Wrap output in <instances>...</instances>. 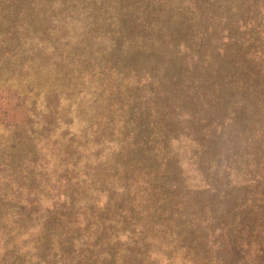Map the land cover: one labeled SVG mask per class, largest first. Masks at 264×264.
<instances>
[{
  "label": "rangeland",
  "instance_id": "1",
  "mask_svg": "<svg viewBox=\"0 0 264 264\" xmlns=\"http://www.w3.org/2000/svg\"><path fill=\"white\" fill-rule=\"evenodd\" d=\"M0 98V264H216L230 204L264 244V0H0Z\"/></svg>",
  "mask_w": 264,
  "mask_h": 264
},
{
  "label": "trees",
  "instance_id": "2",
  "mask_svg": "<svg viewBox=\"0 0 264 264\" xmlns=\"http://www.w3.org/2000/svg\"><path fill=\"white\" fill-rule=\"evenodd\" d=\"M152 25L151 29L146 28L150 33L154 28L153 23ZM126 34L131 38L133 37L128 32H126ZM13 99L14 98H0V116L4 117L13 127H17L28 118L29 111L18 110L17 104H19V101L17 100L15 102L16 104H14ZM251 134L253 138L249 137L246 141H248L251 146L254 144L255 146L262 145V150L260 148L258 150L255 149L256 153L254 154L251 150V153L248 154L250 163L247 169L242 172V174H240L239 171L236 172L235 176L238 177L240 174L238 179H241L243 183L254 184L257 188L261 186L264 187V132L260 133L258 128H256L251 131ZM241 136L244 138V131L241 132ZM245 139L246 138L243 140ZM253 139L258 141L255 142ZM246 153L244 154L246 155ZM237 185H240V183ZM254 197L255 198H253L250 204V209L253 210L252 214L264 219V192L259 191ZM228 198L229 196L224 195L225 203L228 202ZM234 209V205L231 204L225 207V215L231 216L229 217V221H226L230 222L229 225H224L221 228L213 226L212 228L204 229V232H207L205 238L207 239V244L209 245L211 243V246H216V253H219L216 264H264V244L258 241L253 242L248 237L251 235L254 228L246 218L239 214V210L235 211ZM244 236H246V238ZM252 248L256 252L255 256L254 253H252L253 255L250 254V249ZM241 255H244L243 257H249L250 259L242 263L241 259L243 257L240 258Z\"/></svg>",
  "mask_w": 264,
  "mask_h": 264
}]
</instances>
